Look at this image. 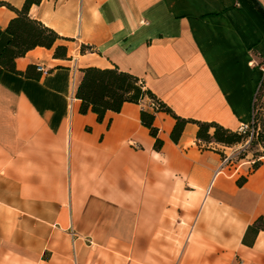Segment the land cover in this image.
Returning a JSON list of instances; mask_svg holds the SVG:
<instances>
[{"label": "crops", "instance_id": "1", "mask_svg": "<svg viewBox=\"0 0 264 264\" xmlns=\"http://www.w3.org/2000/svg\"><path fill=\"white\" fill-rule=\"evenodd\" d=\"M20 9L25 0H0ZM264 0H40L29 17L59 36L0 70V264H264V156L197 139L238 130L264 79ZM15 11L0 5V53ZM58 45L63 56H54ZM42 65L45 72L36 69ZM89 66L144 81L187 120L142 104L103 117L74 96ZM264 102V97H263ZM212 132V129L209 130ZM259 164L253 168L252 160Z\"/></svg>", "mask_w": 264, "mask_h": 264}, {"label": "trees", "instance_id": "2", "mask_svg": "<svg viewBox=\"0 0 264 264\" xmlns=\"http://www.w3.org/2000/svg\"><path fill=\"white\" fill-rule=\"evenodd\" d=\"M40 0H25L23 6L18 9L6 2L0 1V5H6L16 16L13 17L6 31L10 34V39L5 48L0 53V70L6 69L12 72L25 75L30 74L29 70L33 66H28L25 72L15 69L14 60L22 56L29 49L35 46H44L51 48L55 40L59 37L57 33L44 26L40 21L29 17L28 9L31 4L39 3ZM260 13L264 17V10L258 5ZM65 47L58 45L55 48L54 56H63ZM82 76L76 85L74 96L81 101L80 111L85 113L87 110L97 114V119H101L107 110L119 111L124 102H135L142 104L140 112L141 123L145 125L152 136L155 137V147H159L161 140L157 138V128L152 125L154 113L165 111L171 114L176 123L171 131V138L177 140L183 125L187 120L176 115L157 95L145 86L143 80L137 76L119 70L117 67L100 68L89 66L81 69ZM264 79H261L257 86L252 102L251 126L253 128L252 137L249 140L250 146H256L253 157L264 156ZM147 100H151L153 106L150 108ZM198 125L197 139L203 142H215L224 146H231L245 142L249 132H239L231 130L216 122L194 121ZM212 129L210 133L209 130ZM245 156V154L243 155ZM259 161L256 160L253 168H256ZM264 231V217L258 216L248 225L242 241L246 244H252L255 235Z\"/></svg>", "mask_w": 264, "mask_h": 264}, {"label": "built area", "instance_id": "3", "mask_svg": "<svg viewBox=\"0 0 264 264\" xmlns=\"http://www.w3.org/2000/svg\"><path fill=\"white\" fill-rule=\"evenodd\" d=\"M36 69H37L38 71H40V72H45V71H46L45 68H44L42 65H37V66H36ZM262 72H263V76H264V67L262 68ZM147 103H148V105H149L150 108L153 106V103H152L151 100H147ZM237 131H239V132H246V131H248V132H249V136H248V138L245 140L244 145H243L241 148L236 149L237 151H235L236 153H235V155H234V157H235V161H234V162H238V161H240V160L243 158V157H237V155L239 154L240 150L245 151V148H246L247 145L249 144V140H250V138L252 137L253 128H252V126H251V122L249 121V122L241 123V124L239 125ZM223 160H224L225 162H230V161H231V157H224ZM255 161H256V160L253 159V160L251 161L252 164H254ZM231 162H233V160H232Z\"/></svg>", "mask_w": 264, "mask_h": 264}, {"label": "rangeland", "instance_id": "4", "mask_svg": "<svg viewBox=\"0 0 264 264\" xmlns=\"http://www.w3.org/2000/svg\"><path fill=\"white\" fill-rule=\"evenodd\" d=\"M232 146V145H231ZM255 149H256V146H250L249 144L247 145V147L245 148V151L243 150H240L239 154L237 155V157H244L243 155L244 154H247V152H249L250 154H254L255 152ZM231 154H230V157H231V161L233 160V162L235 161V151H237L236 149L235 150H231Z\"/></svg>", "mask_w": 264, "mask_h": 264}]
</instances>
